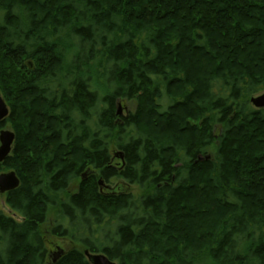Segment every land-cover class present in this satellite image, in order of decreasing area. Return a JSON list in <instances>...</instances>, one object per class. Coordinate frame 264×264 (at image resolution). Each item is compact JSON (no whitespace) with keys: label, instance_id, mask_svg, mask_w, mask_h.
<instances>
[{"label":"trees","instance_id":"1","mask_svg":"<svg viewBox=\"0 0 264 264\" xmlns=\"http://www.w3.org/2000/svg\"><path fill=\"white\" fill-rule=\"evenodd\" d=\"M262 89L264 0H0V173L20 180L0 264H48L54 207V234L118 264H264V108L241 100Z\"/></svg>","mask_w":264,"mask_h":264},{"label":"rangeland","instance_id":"2","mask_svg":"<svg viewBox=\"0 0 264 264\" xmlns=\"http://www.w3.org/2000/svg\"><path fill=\"white\" fill-rule=\"evenodd\" d=\"M263 92H264V89H262L256 93L249 94L248 96H246L245 98H242L241 100L247 101V105L249 106V108H255L251 104V102L249 101L250 97L259 95ZM163 103H164V101H163ZM117 108H119V110H120L119 118L121 116H126L128 113H130V112L132 113L136 110V101L135 100H126V99L119 100L117 103ZM2 129L12 130L9 123H7ZM207 152H208L207 155L212 157L213 147H209ZM115 158H116L115 162H119V157H115ZM88 167L92 168L91 166L87 165L82 170L80 175L82 173H84ZM7 171H9V170H7ZM7 171H5V172H7ZM86 176L87 175L85 174V179L89 177V176H87V177ZM81 180H82L81 176L73 179L69 185V188H68L69 191L74 192L75 190H77L78 182ZM121 190H123L125 192H130L131 194H133V196L135 198H137V196H139L140 194H142L144 192L138 185L129 184V183L124 182L118 178H112L109 182L103 183L102 187H101V191L103 193H109V192H113V191L117 192V191H121ZM62 196H64V194H62ZM0 211L3 214L11 216L12 218H14L16 220L20 219L19 215L16 212L12 211L8 207V205L5 202L4 195H0ZM57 223L66 224L65 220H62V217L58 211V207H54V208H51L49 210L47 217H46V222L40 226L43 244H44V248L46 250L45 263L50 261V259L48 258V254L49 253H58L59 249L63 250L64 252L71 249V248H78L80 250L84 249L83 246L81 245V243L79 242V240L75 241V240L70 239L69 237H60V236L54 234L53 228ZM73 228L74 227H72L71 229H73Z\"/></svg>","mask_w":264,"mask_h":264},{"label":"water","instance_id":"3","mask_svg":"<svg viewBox=\"0 0 264 264\" xmlns=\"http://www.w3.org/2000/svg\"><path fill=\"white\" fill-rule=\"evenodd\" d=\"M251 104L256 109L264 108V92L250 97ZM9 107L5 103L4 99L0 95V122L8 116ZM117 115L120 114L119 108L116 111ZM15 144V134L13 131L8 129H0V161L3 160L7 155L10 154L13 146ZM120 159L122 156L120 155ZM89 170L86 169L84 173L81 174V179H85V174L87 175ZM20 180L13 170L0 173V195L6 194L8 191L13 190L18 187ZM99 184H102L101 178L99 179ZM62 250L59 249L57 256L61 254ZM83 254L86 260L90 264H118L117 262L110 260L105 254L99 252H90L88 249L83 250ZM58 258V257H57ZM55 262V261H54ZM48 263V262H47ZM53 263V261L48 264Z\"/></svg>","mask_w":264,"mask_h":264},{"label":"flooded vegetation","instance_id":"4","mask_svg":"<svg viewBox=\"0 0 264 264\" xmlns=\"http://www.w3.org/2000/svg\"><path fill=\"white\" fill-rule=\"evenodd\" d=\"M114 158L115 157H119V160H120V156L117 154V153H114ZM116 159V158H115ZM116 165H118V162H116ZM88 170H89V173H87V176H90V175H93V174H95L96 173V170L95 169H93V168H90V167H88L87 168ZM86 176V177H87ZM103 184V183H102ZM102 184L100 185L99 184V190L101 191V187H102ZM113 192H116V191H113ZM64 253V251L62 250V252H61V254L59 255V256H57V254L56 253H49L48 254V258L50 259V261L49 262H51V261H56L62 254ZM58 257V258H57ZM48 262V263H49Z\"/></svg>","mask_w":264,"mask_h":264}]
</instances>
